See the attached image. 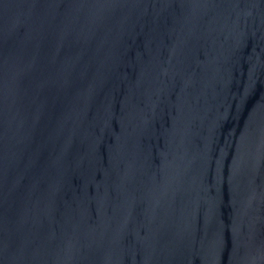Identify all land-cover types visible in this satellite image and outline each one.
Listing matches in <instances>:
<instances>
[{"label": "water", "instance_id": "obj_1", "mask_svg": "<svg viewBox=\"0 0 264 264\" xmlns=\"http://www.w3.org/2000/svg\"><path fill=\"white\" fill-rule=\"evenodd\" d=\"M0 264H264V0H0Z\"/></svg>", "mask_w": 264, "mask_h": 264}]
</instances>
